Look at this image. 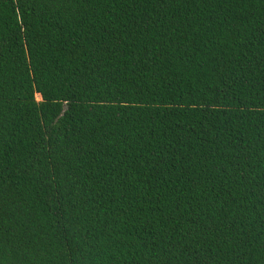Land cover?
Returning <instances> with one entry per match:
<instances>
[{
  "label": "trees",
  "instance_id": "obj_1",
  "mask_svg": "<svg viewBox=\"0 0 264 264\" xmlns=\"http://www.w3.org/2000/svg\"><path fill=\"white\" fill-rule=\"evenodd\" d=\"M0 264H264V0H0Z\"/></svg>",
  "mask_w": 264,
  "mask_h": 264
}]
</instances>
